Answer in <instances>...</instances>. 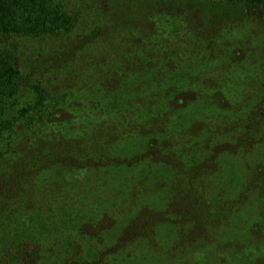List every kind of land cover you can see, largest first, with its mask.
Wrapping results in <instances>:
<instances>
[{"label":"trees","instance_id":"trees-1","mask_svg":"<svg viewBox=\"0 0 264 264\" xmlns=\"http://www.w3.org/2000/svg\"><path fill=\"white\" fill-rule=\"evenodd\" d=\"M0 264H264V0H0Z\"/></svg>","mask_w":264,"mask_h":264}]
</instances>
